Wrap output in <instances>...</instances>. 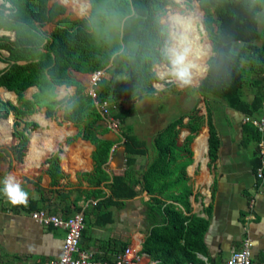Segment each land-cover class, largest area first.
Segmentation results:
<instances>
[{
  "label": "trees",
  "instance_id": "obj_1",
  "mask_svg": "<svg viewBox=\"0 0 264 264\" xmlns=\"http://www.w3.org/2000/svg\"><path fill=\"white\" fill-rule=\"evenodd\" d=\"M3 1L8 2L10 7L5 12L7 8L0 4V29L13 32L14 39L9 41L7 37L0 36V49L8 53V65L0 72V86L13 91L17 103L11 105L0 101V117L11 111L16 119H21L32 112L36 105H44L45 114L49 116L54 106L59 104L62 120L76 126L80 137L93 145L94 183L110 180L106 184L108 195L97 201L93 208V212L105 215L104 218L98 215L96 224L111 222L112 213L105 210L106 206L120 207L125 200L142 191L177 200L184 186V164H175L176 153L187 151L192 133L202 123V116L187 114L185 128L190 134L180 146H177L176 140L177 126H182L183 115L156 131L151 137L150 148H147L145 142L133 132L131 123L126 122L131 107L124 109L121 105L123 100L129 101L140 93L147 95L153 91L152 65L163 58L160 54L164 41L163 25L158 17L168 1L88 0V17L58 24L43 44L45 52L37 49L44 36L39 28L62 8L54 4L47 9V0ZM194 1L202 11L203 28L211 46L205 75L203 70V77L195 91L206 103L207 156L209 161H213L219 144L214 117H220L218 121L224 122V109L236 112L241 116V121L243 117L258 119L264 113V24H260L264 0ZM112 18L115 21L110 24ZM33 22H37V25ZM112 31L114 39L110 37ZM148 37H152V41L149 42ZM68 68L79 71L103 69V76L95 87L96 98H108L117 104L112 114L120 122L119 136L123 139L121 144L126 156L123 169L110 177L103 171L102 165L107 160L111 142L99 138L98 135L105 129L99 127L98 112L84 87L70 79ZM60 84H74V94L55 100L53 87ZM29 86H36L37 92L30 100H25L23 91ZM209 99L217 104L212 109L207 102ZM242 128L245 140L257 142L264 139V131L258 132L250 121L242 122ZM24 129L25 126L22 131L13 129L19 150L27 142ZM149 151H152L149 162L143 169L134 170L131 166L135 156L147 155ZM47 163V173L53 184L61 176L57 154L50 155ZM253 163L256 170L259 166L257 154ZM36 192L39 193L38 197L27 202L29 214L45 210L44 202L48 199L40 187L36 188ZM150 201L155 203L152 207L146 204L145 211L147 214L153 212L149 223L155 225L144 237L141 252L158 259L159 264L195 262L194 252H204L202 236L206 221L187 218L168 207L163 208L162 201L156 197L150 198ZM71 204L65 206L66 214L78 211ZM124 247V243L115 244L117 252ZM94 258L101 261L114 259L110 255H97Z\"/></svg>",
  "mask_w": 264,
  "mask_h": 264
},
{
  "label": "crops",
  "instance_id": "obj_2",
  "mask_svg": "<svg viewBox=\"0 0 264 264\" xmlns=\"http://www.w3.org/2000/svg\"><path fill=\"white\" fill-rule=\"evenodd\" d=\"M0 4L7 8V12L9 3L0 0ZM54 4L59 5L62 11L39 28L44 34L37 47L40 52H45L43 44L58 24L87 18L90 10L88 0H47L46 8ZM33 23L37 25V22ZM0 36L7 37L9 41L14 39L13 32L2 29ZM7 56V51L0 49V72L8 65ZM165 63L162 58L152 65L154 79L151 83L162 82L155 67ZM202 66L201 64L193 69V72L197 71L194 74L192 72L195 79ZM93 71L67 69L70 79L84 88ZM74 91V84L55 85L54 99L71 96ZM36 92V86H29L23 91V98L30 100ZM0 101L15 105L16 94L0 86ZM121 105L125 109L123 101ZM45 111L44 105H36L32 112L21 119H16L11 111L0 117V179L9 173L15 175L28 192V200L38 197L36 188L40 187L44 197L48 199L44 202V209H50V213L60 217H67L72 213H65L64 209L68 205H63V201L68 200L70 204L72 202L71 207L73 205L81 210L82 217L84 216V233L80 236L78 245L80 249L90 250L94 256L110 255L113 258L117 252L115 244L119 242L145 254L141 252L143 239L155 225L153 222L149 223L153 212L147 214L145 205L152 207L155 202L150 201V198L156 197L162 201L163 208L168 207L187 218H201L206 221L202 236L204 252H194L195 262L186 261L184 264H223L230 251L238 249L245 237H249L251 241L252 259L264 262V170L262 177L257 178L253 166L256 143L252 146L249 145V140H245L241 116L236 112L224 109V122L218 121L220 117L213 118L219 138L213 161H209L207 156L208 132L205 124L204 128L199 127L192 133L187 151H177L175 164H184V186L182 192H175L178 194L177 200L142 191L125 200L120 207L106 206L105 210L112 213V220L101 225L96 224V218L98 215L104 218L105 215L93 212L95 204H85L92 200L96 203L106 197V184L110 181L108 179L94 183L95 173L91 159L93 145L80 137L76 126L62 120V108L59 104L54 106L49 116ZM98 124L105 129L98 135L99 138L111 142L107 160L102 165L103 171L110 177L124 167L126 155L121 144L123 139L121 141L119 137L120 130L117 133L107 130L101 120ZM24 126L23 134L27 136V142L19 150L13 129L22 131ZM181 130H184L180 131L183 139L190 134L185 127ZM181 143L177 142V146ZM113 145L116 147L110 152ZM145 146L150 148V142H145ZM151 152L144 156H135L131 167L134 170L143 169L149 162ZM54 153L58 157L61 176L51 184L47 173V159ZM120 154H123L122 161ZM29 210L28 203L14 206L0 194V264H46L59 254L63 230L38 225L30 218ZM87 227L90 229V236L89 233L86 235ZM145 255L144 259H150L148 254Z\"/></svg>",
  "mask_w": 264,
  "mask_h": 264
},
{
  "label": "rangeland",
  "instance_id": "obj_3",
  "mask_svg": "<svg viewBox=\"0 0 264 264\" xmlns=\"http://www.w3.org/2000/svg\"><path fill=\"white\" fill-rule=\"evenodd\" d=\"M167 1L168 2L163 7L162 12L159 14V23L164 25L167 14L174 11H181L185 15L193 17L196 29L195 36H198V45L202 48L204 53L203 56L196 61V63L199 66L201 64L203 66L201 67L197 79H195V76L192 75L191 82L189 84L183 85L176 81L174 77L166 74L161 75V73L166 72L167 62L165 63L166 66L162 64L161 66L158 65L155 67V69L158 71V76L161 77L162 82H159V84L157 82L151 83L153 91L151 93H147V95L140 93L139 96H135L129 101L123 100L125 108L131 107V110L126 118V122L131 123L133 132L141 141L143 140L147 144L151 142V137L156 131L163 128L165 125H167V123H170V121L177 119L180 115H183L184 117L181 120L182 126H177L178 134L176 140L179 143L183 142L184 140L180 131H184L181 129L185 127L188 118L187 114L194 113L198 116H202V123L200 127L204 128L206 125V103L203 101L202 96L195 91L196 86L205 74L207 67L206 60L211 55L210 42L202 25V11L199 9L197 3L194 0H179V2H177V0ZM112 19L113 20L110 22V24H113L115 21L114 18ZM260 24H264V9L260 16ZM116 29L117 26H115V30ZM113 35H115L114 31H112L110 34L111 39ZM148 41H152V37H148ZM203 70L204 74L201 76ZM207 102L211 109L217 105L216 102L211 99H209ZM191 140L192 138L190 141ZM255 143L256 142L254 140H249V145L253 146ZM65 204L69 205L70 201H63V205ZM44 212L50 213L47 212V210H44ZM87 228L88 231L86 232V235H88L90 230L89 227Z\"/></svg>",
  "mask_w": 264,
  "mask_h": 264
},
{
  "label": "built area",
  "instance_id": "obj_4",
  "mask_svg": "<svg viewBox=\"0 0 264 264\" xmlns=\"http://www.w3.org/2000/svg\"><path fill=\"white\" fill-rule=\"evenodd\" d=\"M103 76V70L97 69L91 72L87 82L85 93L91 97L100 120L103 121L104 127L117 133L119 130V120L113 116L116 104L108 98L97 99L95 87ZM250 121L258 132L264 131V113L258 119L242 118V122ZM120 137V136H119ZM122 141V138H121ZM116 145L111 147L110 152ZM256 154L259 158V166L255 170L257 178L262 177L264 170V139L256 142ZM84 203V202H83ZM92 205L95 201L85 202ZM30 218L41 226H51L63 230V237L60 246V252L56 258L49 260L46 264H159L156 259H144L145 254L133 250L129 245L114 255L112 261H101L94 258L92 251L79 248L81 231L84 227L81 210L75 211L67 217H60L53 213H45L43 210L32 211ZM223 264H264V262L255 261L251 256V241L245 237L241 245L236 250H231Z\"/></svg>",
  "mask_w": 264,
  "mask_h": 264
},
{
  "label": "clouds",
  "instance_id": "obj_5",
  "mask_svg": "<svg viewBox=\"0 0 264 264\" xmlns=\"http://www.w3.org/2000/svg\"><path fill=\"white\" fill-rule=\"evenodd\" d=\"M179 2V0H177ZM203 25V24H202ZM194 18L181 11L170 12L162 28L164 41L160 54L167 62V69L161 75L174 77L179 83L186 85L191 82L193 69L203 56L202 48L197 44ZM0 194L14 206L26 205L28 192L24 190L17 177L11 173L0 179Z\"/></svg>",
  "mask_w": 264,
  "mask_h": 264
},
{
  "label": "water",
  "instance_id": "obj_6",
  "mask_svg": "<svg viewBox=\"0 0 264 264\" xmlns=\"http://www.w3.org/2000/svg\"><path fill=\"white\" fill-rule=\"evenodd\" d=\"M205 75V74H204ZM206 149H207V145H206ZM120 160L122 161V159H123V154H120Z\"/></svg>",
  "mask_w": 264,
  "mask_h": 264
},
{
  "label": "bare ground",
  "instance_id": "obj_7",
  "mask_svg": "<svg viewBox=\"0 0 264 264\" xmlns=\"http://www.w3.org/2000/svg\"><path fill=\"white\" fill-rule=\"evenodd\" d=\"M195 73H197V71H195Z\"/></svg>",
  "mask_w": 264,
  "mask_h": 264
}]
</instances>
